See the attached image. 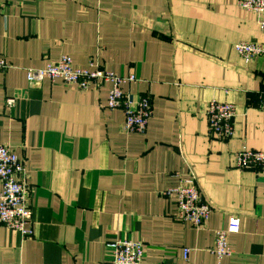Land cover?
Here are the masks:
<instances>
[{"label":"crops","instance_id":"1","mask_svg":"<svg viewBox=\"0 0 264 264\" xmlns=\"http://www.w3.org/2000/svg\"><path fill=\"white\" fill-rule=\"evenodd\" d=\"M263 20L240 0H0L11 66L0 72V144L25 162L33 229L0 225V264H112L106 244L120 239L145 244L143 264H264V167L236 165L242 151L264 152V61L236 51L264 44ZM64 55L137 76L124 91L150 98L146 134L125 132L109 84L29 83V69ZM213 101L236 107L229 139L210 133ZM190 180L212 207L201 229L175 220L166 195ZM231 218L241 229L218 260L215 233Z\"/></svg>","mask_w":264,"mask_h":264},{"label":"built area","instance_id":"2","mask_svg":"<svg viewBox=\"0 0 264 264\" xmlns=\"http://www.w3.org/2000/svg\"><path fill=\"white\" fill-rule=\"evenodd\" d=\"M240 6L252 13L264 14V0H240ZM264 31V20L261 22ZM237 53L246 63L254 60L264 61V44L242 42L236 46ZM6 59L0 60V72L10 69ZM52 85L58 83L64 86H76L81 91L110 85L108 109L121 110L125 115L124 130L127 134L145 135L152 118V102L149 97L141 96L137 101L125 93L126 86L140 84L134 74L127 77L119 76L91 62L88 68H79L73 60L62 56L57 63H49L41 69H29L28 81L40 86L45 80ZM260 107L264 109V94ZM17 107L13 98L6 100V109L12 111ZM236 107L227 102L213 101L208 107L209 127L212 136L226 140L234 135ZM239 169H256L264 167V152L245 150L236 158ZM168 197H174L177 214L174 219L182 224H190L197 229L203 228L212 213V207L200 194L194 180L184 182L166 192ZM30 187L27 185V174L24 160L15 154L8 146L0 144V225L20 232L24 237L33 235L32 212L27 205ZM241 229V220L231 218L226 229L215 233L216 244L211 252L218 260L230 257L233 253L229 236L237 234ZM107 254L112 264H143L145 259V244L138 241L120 239L106 244ZM185 259L192 250L186 248Z\"/></svg>","mask_w":264,"mask_h":264}]
</instances>
